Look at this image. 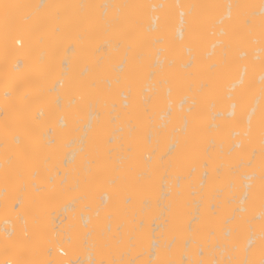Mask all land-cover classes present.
I'll return each mask as SVG.
<instances>
[{"label": "bare ground", "instance_id": "1", "mask_svg": "<svg viewBox=\"0 0 264 264\" xmlns=\"http://www.w3.org/2000/svg\"><path fill=\"white\" fill-rule=\"evenodd\" d=\"M0 2V25L9 23L0 31V77L17 80L0 91V122L11 106L18 111L9 122L20 123L39 96L51 103L33 112L39 122L25 117L31 123L15 130L13 144L0 141V154L35 167L11 169L2 156L0 208L11 213L14 200L27 216L39 209L49 246L41 249L39 236L25 246L5 219L0 264H264V0ZM53 40L58 51L49 50ZM53 67L40 95L36 83ZM49 111L58 119L32 133ZM54 146L58 178L35 160ZM98 156L118 159L78 162ZM123 157L135 161L133 174ZM45 170L54 175L44 182L36 175ZM41 189L78 194L54 207L55 218L53 198L46 206L31 199ZM48 212L67 221L52 227L56 234Z\"/></svg>", "mask_w": 264, "mask_h": 264}, {"label": "rangeland", "instance_id": "2", "mask_svg": "<svg viewBox=\"0 0 264 264\" xmlns=\"http://www.w3.org/2000/svg\"><path fill=\"white\" fill-rule=\"evenodd\" d=\"M82 1H84V0H82ZM195 1H196V0H195ZM0 3H1V2H0ZM2 3H3V2H2ZM4 4H5V3H4ZM1 5H2V4H1ZM1 5H0V8H1ZM5 5H6V4H5ZM3 6H4V5H3ZM88 9L91 10V13H90L89 10H87V7H86V8H85V10H86V13H85V14L87 15V19H86V17H85V19H86V20H90V21H92L93 19H95V18H93L94 13H93V11H92L91 8H88ZM1 11H2V10H1ZM1 11H0V12H1ZM56 11H57V13H58V12H60V9H56ZM56 11H51V12H49V16H50V13H51V17H53L52 15H54L55 13H54V14H52V13H53V12H56ZM79 11H80V10H79ZM87 12H89V13H87ZM57 13H56V14H57ZM80 13H81V12H80ZM80 13H79V14H80ZM92 13H93V15H92ZM56 14H55V15H56ZM77 14H78V13H77ZM1 15H3L2 12H1ZM1 15H0V16H1ZM44 15L47 16V15H48V12L45 13ZM44 15H43V16H44ZM83 15H84V14L82 13V16H83ZM86 15H85V16H86ZM45 16H44V17H45ZM136 16H137V15H136ZM47 17H48V16H47ZM47 17H45V19L43 18L44 21H46V20L48 19ZM51 17H50V18H51ZM94 17H95V15H94ZM0 18H1V17H0ZM2 18H5V17L2 16ZM46 18H47V19H46ZM50 18H49V19H50ZM3 20H4V19H3ZM4 21H5V20H4ZM4 21H3V22H4ZM87 22H89V21H87ZM133 22H134V21H133ZM127 23L129 24L130 22H126V23L123 24V27H125V28H123V29H125V30L121 29V31H125V32H122V33H120V34H123V33L126 34V30H127V29L130 30L129 28H127V27H130V26H128ZM131 23H132V21H131ZM4 24H5V26L0 25V31H1V32L3 31L2 33H5V30H6V29H7V31H9L8 28H7V27L9 26V25H8L9 23H8V24H7V23H4ZM6 24H7V25H6ZM125 24H126V25H125ZM134 24H136V23H134ZM134 24H131V25H134ZM203 24H204V23H202V21H201V22H198V26H205V25H203ZM205 24H206V23H205ZM126 26H127V27H126ZM136 26H137V25H136ZM237 26H238V25H237ZM237 26H236V28H237ZM4 27H5V28H4ZM132 27H133V26H132ZM239 27H240V26H239ZM3 29H4V30H3ZM131 29H132V28H131ZM55 30H57V29H54V31H55ZM128 30H127V31H128ZM121 31H120V32H121ZM131 32H132V31H131ZM131 32H127V33H129V34H128V36H127L126 38L129 37V35L131 34ZM56 33H57V32H55V34H56ZM117 33H119V32H117ZM46 34H47V33H46ZM53 34H54V33H53ZM53 34H52V35L47 34V35H48L47 38H49V39L51 40V38H50L49 36L55 37ZM124 34H123V35H124ZM94 36H95V37H94ZM56 37H57V36H56ZM56 37H55V39H56ZM85 37H86V36H85ZM120 37H121V36H120ZM124 37H125V36H124ZM121 38H122V37H121ZM95 39H97V36H96V35H93V38H92L91 40H95ZM91 40H90V41H91ZM101 40H102V39H101ZM101 40L98 39V40H97V44H98ZM53 42H54V40L52 41V43H53ZM93 42H94V41H93ZM52 43H51V41H50V44H51V45L49 44V48H50V46H54L53 48H56V49H57L56 51H58L59 48H61V46H60L59 43L56 45L57 47H55V44L57 43V39H56L55 42H54L55 44L53 43L54 45H52ZM95 43H96V41H95ZM67 44H68V43H67ZM67 44H66V45H67ZM58 45H59L60 47H59ZM51 49H52V48H50L49 50H51ZM54 51H55V50H54ZM4 55L6 56L7 54L4 53ZM6 59H7V56H6ZM6 59H5V61H4L5 64H7V60H6ZM54 59H55V58H54ZM55 60H56V59H55ZM38 63H39V62H38ZM50 63H54V61H53V60L51 61V59H50ZM50 63H49V65H51ZM55 64H56V62H55L54 65H52V66L55 67ZM54 67L51 68V69L48 71V72H50L49 74H50V76H51L52 78H51L50 76H48V75H49L48 72H47V73L45 74V76H44V77H46V75H47L46 78L41 77V78H43L42 80H40V77L38 78V80H40V81L37 80L39 83H36L37 86L35 85V86H36L35 88L38 89V90H37L38 93H39V91L41 92L43 89L49 87V86L51 85V83L54 81V80H53L54 75H52L53 73H55V72H54ZM51 70H52V71H51ZM38 73H39V72H38ZM41 74H42V73H41ZM55 75H56V74H55ZM172 75H174V74H172ZM2 76H3V77H2ZM2 76H1L2 78L0 77V78H1V81L3 80L2 82H0V87H1V88H0V89H1L0 91H1V92H4V91H5V90H4L5 88H6V90L10 88V87H9V88L6 87L7 85L12 86L13 84H11V83H14V84H15V81H17V80L14 81V80L12 79L13 77L10 76V74L8 75L7 72H5ZM4 76H5V77H4ZM9 76H10V77H9ZM11 77H12V78H11ZM3 78H4V79H3ZM49 78H50V79H49ZM14 79H15V78H14ZM55 79H56V78H55ZM9 80H10V81H9ZM12 80H13V82H11ZM47 80H48V81H47ZM50 80H52V81H50ZM37 81H36V82H37ZM172 81H173V80H172ZM9 82H10V83H9ZM18 82H19V81H18ZM18 82H17V83H18ZM28 82H29V79L27 80V84H28ZM178 82H180V81H178ZM1 83H2V84H1ZM41 83H42V86H41ZM10 84H11V85H10ZM25 84H26V82H25ZM38 84H39V85H38ZM52 84H53V83H52ZM179 84H180V83H179ZM3 86H5V87H3ZM2 87H3V88H2ZM40 87H41V88H40ZM2 89H3V91H2ZM39 89H40V90H39ZM78 91H79V90H78ZM76 92H77V91H76ZM25 93H26V92H25ZM38 93H37V94H38ZM41 93H42V92H41ZM41 93H39V94L41 95ZM1 94H2V93H1ZM42 95H43V93H42ZM6 97H8V95H6V96H5L4 94L2 95V98H6ZM40 97H41V96H39V98H40ZM39 98H38L37 101H36V103H38V104H37V107H35L34 105L31 106V107H35V108H33L34 110L32 111V113H30L31 116L29 115V113L27 114V117L29 116L28 119H30L32 122H33V121L37 122V121H38L37 118H39V120H40V117H39V116L37 117L38 114L33 113L34 111L36 112V108L38 109V108H40V107H46V106L51 105V103H49V101L46 100V101H47V102H46L43 98H42V99H43L44 101H43V100L41 101V99H39ZM51 101H52V100H51ZM34 102H35V101H34ZM39 104H40V105H39ZM26 106H27V105H26ZM14 107H15V106H11V107H9V108H8L9 111H7V109H5V113H3V114L6 115V113H8V114L6 115V116H7V118H6V121H7V122L5 121V119H2L1 122H0V129L2 128L1 130H3V129L5 130V131H4V135L6 136V137H5L4 135H2V136L0 137V139L2 138V140H0V141H3L4 143H8V144H13V141H12L11 138H12V136H14V135L18 132L19 127H21V129H24V127L28 126V124H29V122H30V120H27V119H26V118H27L26 116H25L26 118H25V117L23 118V121H25V122H20V121H19L20 123H17V122H16V123H17V124H16V123L14 122V120H15L14 118H13V121H12V122H9V121H11L10 119H12L13 114H14L15 112L18 111V109H15L17 106H16L15 108H14ZM27 107H29V108L31 109L30 105L27 106ZM13 108L15 109V111L13 110ZM18 108H19V107H18ZM10 109H11V110H10ZM24 109H26L25 105H23V110H24ZM1 111H2V109L0 108V112H1ZM6 111H7V112H6ZM25 111H29V110L26 109ZM51 111H52V110H51ZM3 112H4V111H3ZM20 112H21V111H20ZM23 112H24V111H23ZM34 114H35L36 116H35ZM48 114H49V115H47V119H46V120L41 119V122H42V123L40 122V125H37L38 127L35 125L34 128H32V130H33L32 133L38 131V133H42V134H43L44 131H45V129H44L45 126H48V125L50 126V124H52V123L54 124V122L58 119V118H57L58 115L55 114L54 112H51V113H50V111H49ZM15 115H16V114H15ZM15 115H14V116H15ZM33 115L35 116V120H33V119H34ZM8 116H9V119H8ZM1 117L3 118V117H5V116H2V115H1ZM36 117H37V118H36ZM31 118H32V119H31ZM56 118H57V119H56ZM0 119H1V118H0ZM25 119H26V120H25ZM43 120H44V121H43ZM8 122H9V123H8ZM13 122H14V123L16 124V126H18V127H16V126H10V125H15V124H13ZM38 122H39V121H38ZM10 123H11V124H10ZM30 123H31V122H30ZM8 124H9V126H10L11 128H13V129H10V127L8 126ZM32 127H33V126H32ZM7 128H8V129H7ZM15 128H16V129H15ZM6 129H7V135H6ZM10 130H11V131L13 130V131H12V134H10V133H11ZM15 130H16L17 132H15ZM42 131H43V132H42ZM13 133H14V134H13ZM42 134H40V135H42ZM11 135H12V136H11ZM7 136H9V137H8L9 139L7 138ZM5 138H6V139H5ZM33 138H34V137H32V135L30 134V140L33 141ZM7 139H8L9 142L7 141ZM30 142H31V141H30ZM10 146H11V145H10ZM12 146H13V145H12ZM53 150H54V151H53ZM55 151H57V150L55 149V146H54L53 149H52V150L50 151V153H48V154H47V153L45 154L44 152H41V151H40L41 153H38V152H37V153L35 154V160H36V161H40L41 163H50V164H51V167L54 169V173H55V175H54L53 172H49V171L46 172V170H45V171H41V173H37L38 175H36V177L39 178L41 181H44V182L47 181V180H48V177L50 176V174H52V176L54 175V176H53L54 178H58V176H59V174H56V173H57V171L59 170V168L57 167V165H59V163H60V162H59V161H60V160H59L60 158H59L58 155H57L58 153H56ZM51 152H52V153H51ZM2 154H3V155H2ZM2 154H0V161H3L2 156H3L4 158H7L6 155H5L4 153H2ZM10 156H11V155H10ZM26 156H28V155H26ZM13 157H14V158H13ZM13 157L9 158L10 160L7 158V159L9 160V162L11 161V162H10V163H11V166H12V167H10L11 169H12V168H18L19 171H23V170H27V171H32V170H33V171H34V169H35L34 165H31V166L29 165V167H30V168H29V167L27 166V164H25V163H27V162H26V160H27L26 158H25V159H22V157H21V158H19V157H17V156H13ZM23 158H24V157H23ZM33 158H34V157H33ZM36 158H37V159H36ZM123 158H124V157H123ZM45 159H46V160H45ZM115 159H118V158H114V157H103V156L101 157V156H98V157H96V158H91V159H90V158L88 159V158H84V157H83V158H79V160H78V159H77V160H78V162H81L82 164L85 163L86 160H88V162L91 160V161H92V162L90 161L91 164H94V163L99 164V165H100V164H101V165H102V164H104V165L108 164L109 166H110V165H111V166H114V164H115ZM120 159H121V162H120ZM120 159H119V161H116V166H117V165H118V166L121 165V164H119V162H120V163H125V161H123V160L125 159V160H126V163H125V164H127V163H128V164L125 165L124 168H126V171H128L130 174H129L128 172H125V171H124L125 169H124L123 171L125 172V174L127 173L128 175L133 174L132 172L135 171V170H134V169H135V161H134L131 157L124 158V159L120 158ZM27 161H28V160H27ZM122 161H123V162H122ZM58 162H59V163H58ZM90 162H89V163H90ZM117 162H118V164H117ZM86 163H87V162H86ZM86 163H85V164H86ZM113 163H114V164H113ZM122 165H123V164H122ZM116 166H115V167H116ZM118 166H117V168H118ZM123 166H124V165H123ZM33 167H34V168H33ZM115 167H114V168H115ZM117 168H116V169H117ZM116 169H113V170L116 171ZM118 169H121L120 166H119ZM122 169H123V168H122ZM117 171H118V170H117ZM117 171H116V172H117ZM123 171H122V172H123ZM120 172H121V170H120ZM124 172H123V173H124ZM2 174H3V173L0 172V176H2ZM7 175H8V174H7ZM56 175H57V176H56ZM128 178H129V176H127V179H128ZM32 179H33V177H32ZM15 180H18L19 183L21 182V178H20L19 176H17V178L15 177ZM126 184L128 185V183H126ZM127 185H126V186H127ZM124 186H125V185H124ZM126 186H125V187H126ZM122 187H123V185H122ZM125 187L122 188L123 191L126 190ZM128 187H129V186H128ZM128 187H126V188H128ZM41 191H42V192H45V194H44L41 198H38L37 196L34 195V196H33L34 198L32 197L31 199H32L34 202H35L34 199H37V200H39V202H40L39 204H41L42 206H46V205L50 204V201H48L49 198H53L54 202H53V204L51 205L52 210H51V209L49 210V211H51V212H53V211L55 210L54 207H55L56 205H61V204L67 203V202L70 201V200H71L76 194H78V193H76V190H74V189H69L66 193H64V192H62V191H60V190H57V189H47V190H46V189H41ZM1 192H2V190H1V188H0V194H1ZM34 193H35V191H34ZM36 193H37V191H36ZM36 193H35V194H36ZM36 197H37V198H36ZM13 201H14V200H13ZM13 201H11V202H13ZM11 202H10V203H11ZM10 203H9V206H7V210H10L11 213H9V211H8L7 213H5V212L3 211V210H5V209H4L3 207L0 208V209H1V213H3V214H2L3 216H2V215L0 216V229L2 228V227H1V226H2V222H3V227H7V228L10 227L9 224H7V226H6V223H4L3 220H5V219H6V220H7V219H8V220H13V222L15 221V222H14L15 224H16V223H17L18 225L20 224L19 226H18L17 224L15 225V227H17V228H19V229H16V228L14 227V228H15V230H14V236H16V234H17L18 236H19V235L24 236L23 239L27 240V242L24 241L25 246L28 245V243L30 242V239L33 240V237H34V236H35V237H34L35 240H38V238L36 239V237L39 236L40 241L38 240V243H40L39 245H42V244H43L42 247L40 246L41 249H44V247L49 246V245H48V242H46V241L48 240V239L46 240V238H47L46 233L48 234V231H49L50 229H48V231L46 232V230H47V226H46V225H43L44 220L40 218V216L42 215V213H41V212H40V213L38 212L39 209H36V208H35L36 210H34V208H32V209H31V212H32V213H31L30 210H29L28 212H30V214L27 213V214L29 215V216H27L23 210H22V211H21V210H20V211H19V210H15L16 208L13 207L15 201H14L13 203H11V204H10ZM35 203H37V201H36ZM43 204H44V205H43ZM45 204H46V205H45ZM51 207H49V208H51ZM18 209H19V208H18ZM32 210L35 211V212H33ZM17 211L20 212L21 214L24 212V213L22 214V215H23L22 218H20V217H21V216H20L21 214L18 215L19 213H17ZM14 212H15V214L17 213V216L14 215ZM51 212H48V214H51ZM55 213H56V211L52 213L54 217H55ZM52 214L49 216V217L51 218V220H49V222L51 221V222H50L51 224H50V223H49V224L51 225V230H52V232H53L54 234H56V233L59 232V229H60V228H59V224H61V225H62V223L65 224V223H67V221H66L65 218L62 219V221H61V218H62L63 216L60 215V216H62V217H60V216L58 215L59 213H57L56 216H58L59 218L57 217V218H58V219H57L58 222H56V219H55V220L53 219ZM5 215H6V216H5ZM8 215H9V216H8ZM7 216H8V217H7ZM14 216H15V217H14ZM24 216H25V219H27L26 217H28V220L23 221V220H25V219H23ZM10 217H12V218H10ZM13 217H14V218H13ZM55 218H56V217H55ZM71 218H72V217H71ZM21 219H22V220H21ZM72 219H73V218H72ZM42 220H43V222H42ZM59 220H60V221H59ZM63 220H64L65 222H64ZM70 220H71V219H70ZM70 220L68 219L69 222H70ZM61 222H62V223H61ZM25 223H26V224L29 223L30 225H29V224L26 225ZM57 223H59V224H57ZM36 224H37V225H36ZM25 225H26L27 227H28V226L31 227V226H33V225H35V226H33V229H32V228L29 229V227L27 228ZM61 225H60V226H61ZM12 226H13V225H12ZM24 226H25V228H24ZM44 226L46 227V230H43V229H45ZM62 226H63V225H62ZM52 227H54L55 229L57 228V229H58V232L56 231L57 229H56V230H55V229H52ZM21 228H22V229H21ZM49 228H50V227H49ZM25 229H26V230H25ZM31 229H32V230H31ZM16 230H17V231H16ZM27 230L30 231V232H28ZM38 230H40V231H38ZM2 232H3V231H2ZM18 232H19V233H18ZM38 232H39V233H38ZM49 232H51V231H49ZM15 233H16V234H15ZM20 233H21V234H20ZM29 233H30V234H29ZM27 234H29V235H27ZM40 234H41V235H40ZM30 235H31V236H30ZM43 235H44V236H43ZM48 235H49V234H48ZM25 236H26V237H25ZM41 236H42L43 238H42ZM19 237H20V236H19ZM29 237H30V239H29ZM20 238H21V237H20ZM41 240L43 241V243H41V242H42ZM44 242H46V243H44ZM26 243H27V244H26ZM49 243H50V242H49ZM50 245H51V244H50ZM56 247H57V246H56ZM47 248H48V247H47ZM47 248H46V249H47ZM58 248H60V247H57V249H58ZM28 249H29V248L26 247V248L24 249V251H27ZM57 249L55 248L54 251L57 250ZM60 249H63V248L61 247ZM44 250H45V249H44ZM57 251H58V250H57ZM57 251H56V252H57ZM2 254H3V253H2ZM2 254H0V257L3 256ZM55 254H56V253H55ZM22 255H23V260H26L29 256H31L30 253H29V254L23 253ZM57 255H58V254H57ZM59 256H60V255H59ZM64 256H65V255H64ZM61 257H62V256H61Z\"/></svg>", "mask_w": 264, "mask_h": 264}, {"label": "built area", "instance_id": "3", "mask_svg": "<svg viewBox=\"0 0 264 264\" xmlns=\"http://www.w3.org/2000/svg\"><path fill=\"white\" fill-rule=\"evenodd\" d=\"M58 254L60 255V256H64L65 255V253H64V251L62 250V249H58Z\"/></svg>", "mask_w": 264, "mask_h": 264}]
</instances>
